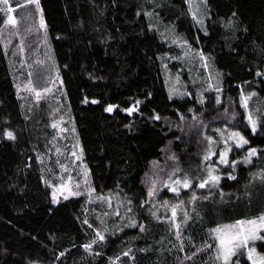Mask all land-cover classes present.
I'll use <instances>...</instances> for the list:
<instances>
[{
    "label": "trees",
    "instance_id": "1",
    "mask_svg": "<svg viewBox=\"0 0 264 264\" xmlns=\"http://www.w3.org/2000/svg\"><path fill=\"white\" fill-rule=\"evenodd\" d=\"M24 1L9 0L16 7L15 26H5L7 14L0 12V264H217L209 228L264 214V183L246 196L255 172L264 170V0H207L205 30L187 0H39L46 29L40 22L35 29L27 26L25 18L41 20V12L30 3L24 14ZM155 17L222 72V103L206 85L192 83L180 50L162 38ZM164 56H175L168 67L181 76L186 99L170 98ZM54 78L60 82L55 96L41 94L39 102H29L34 97L28 83L39 87ZM203 88L208 101L201 105ZM244 94L250 96L247 109ZM136 101L138 110L125 111ZM64 102L80 136L93 195L110 196L111 206L92 203L89 195L53 203L34 136L65 114ZM109 105L111 113L105 111ZM249 113L257 121L255 133ZM156 114L158 121L152 119ZM223 123L249 140L229 159L239 162L235 169H224L236 180L224 176L223 191L199 202L198 209L184 201L190 220L178 239L170 221L173 202L159 220L150 214L170 196L168 190L144 203L149 178L158 179L159 189L174 168H193L204 137ZM4 130L16 139L4 138ZM249 147L260 151L245 164ZM173 154L176 160L169 159ZM133 220L145 231L129 227ZM97 229L105 240L86 251L83 245ZM255 247L264 254V241ZM231 264L251 262L241 252Z\"/></svg>",
    "mask_w": 264,
    "mask_h": 264
},
{
    "label": "rangeland",
    "instance_id": "2",
    "mask_svg": "<svg viewBox=\"0 0 264 264\" xmlns=\"http://www.w3.org/2000/svg\"><path fill=\"white\" fill-rule=\"evenodd\" d=\"M187 1L189 2L191 12L198 9L199 18L204 20L203 30H205L206 29V22H207V19L209 16V12H208V8H207V0H206V4L202 3L201 0H191V3H190V0H187ZM27 4H30L27 0L20 3V7H25L24 14L29 10ZM11 7L13 9L16 8L15 6H11ZM39 12L40 11H38V13ZM11 15L15 17V11L12 12ZM39 17H40V15H39ZM25 21L27 22V26L29 24H32V29H35L37 23L40 22V20L34 16H32L30 18H25ZM154 22H155L154 25H155L156 29L159 31L160 35L162 36V38L165 41H167L168 43L173 45L174 43H172V40L174 38H178L180 43L174 44V45H176L177 48L181 52V56H180L179 60H181V62L187 66L189 73H190V78H191L192 83L198 84V85L203 84V86L206 85V90L216 92V95H215L216 100H217V98H219L220 103H222V101H223V99H222V97H223V95H222V90H223L222 72L217 70L215 68L213 62L211 60H209L208 58H207L208 67L207 68L203 67V61H201L200 56H199V53H201V52L194 50L191 47H188L190 45H189L188 41L186 40V38L184 36L178 34L172 26L164 24L157 17L154 18ZM10 30H13V29H10ZM183 41H187L188 46L181 47L180 44H183ZM185 53H187V55H185ZM173 58L175 59V56H172L171 58L168 56H164L163 58H161L164 79L166 82L168 92L170 89H175L180 93H187L186 87H185L184 83L182 82L181 76L179 74L172 73L168 67V62L170 61V59H173ZM59 85H60V82L56 78L52 79V81H50L48 84H45V85H42L39 87H35L34 83L32 82V84H30V83L27 84V86L29 87V89L27 91L29 92L31 89H35V91L41 92V94H44V97L49 99V97L51 98L52 96H55L54 91H57V89L59 88ZM45 88H49V89H51V91H48V92L43 91ZM217 88L220 89L219 92H217V90H216ZM203 90H204V88L201 89V92L198 93V96H199V100L203 99L204 103H206L208 101V99L206 98V95H204L206 93L203 92ZM31 93H33L34 99L30 100L29 102H39L41 100V97H43L41 95V97L39 99H37L35 92L31 90ZM26 94L29 95V93H26ZM169 96H170V93H169ZM187 96H188V93H187V95H183V96L173 95L171 98H173V99L174 98L186 99ZM243 97H247L248 103H249V99H250L249 97L250 96L244 94ZM65 103L66 102H64L63 105H60L61 108L64 107V111H65L64 112L65 114H62V117H60V118L50 122L49 124H47L44 127V130L42 129L39 131V129H38V135L35 134V136H34V139L36 141V145H35L36 147L34 146V148H35L36 153H38L39 160L42 164L43 180L50 187L51 196L53 193V189L56 187H59V185L62 183L67 184L73 192H80L81 194L78 196L88 195L90 190L93 189L91 186V181H90V170H89L88 165L86 164V162L83 159V149L81 146L80 136H79L78 132L76 131L75 127L73 126L72 122L69 120L68 115L70 116V110L68 108H66ZM66 112H67V115H66ZM53 124H56L57 126L53 127L52 126ZM61 129H63V131H61ZM214 129L223 130L225 138H227V136L230 132H233V131L240 132L239 130L233 128L231 125H229L227 123H225V124L223 123L220 125H213L212 133L209 135L207 134V136H211L217 141V145L214 147L215 151H222L223 150V144L220 142L219 133L214 131ZM206 147H207L206 141L201 143V146H199V150H198L199 152H197L198 158L196 159L197 161L194 160L195 165L193 166V168H191V169L185 168L182 170L189 172V174H192L193 171L195 169H197L198 166L200 168H203L205 166V162L202 161V157H203V154L206 150ZM229 147H231V149H232V151L229 154V159H230V157H232L233 152L235 150H240V149L244 148V147L243 148H237L234 144H232L231 141L229 142ZM73 152H75L76 155L80 157V159H76V157H74L72 155ZM217 160H218V156L212 157V161H217ZM212 161H209L207 163H212ZM62 166H63V168H62ZM213 166L218 167L219 171L216 174H218L222 177L219 184L216 187H212L211 185H208L205 188L200 189L198 187H195V185H194L193 188L189 189V191H187V189H181L178 197L176 196L175 193L168 190V193L170 196H164L163 201L166 200L168 202H173V204H177L180 201H186V202H190V203L194 204V206L197 209L201 205V204H199V202L210 201L212 196L217 194V190L219 191V194L223 191V189L221 188V182H222L223 177L224 176L229 177L231 175V172H228V173L224 172V169L228 166L218 165V164H213ZM85 171H87V177H85V175H84ZM260 172L261 171L255 172V175H254L255 178L253 177L252 185L247 190L246 196H254L255 190L257 189V187H259L260 184L264 183L259 179L258 174ZM197 174H199V173H197ZM69 178H71V179L69 180ZM167 179H164V181H166ZM85 180H87V183H85ZM164 181L162 182V185L159 187L160 191L164 190V189H162ZM76 185H79V187L77 188ZM93 193H92V196L90 199L92 200V203H95L97 200V196L93 195ZM193 193L197 197V199L194 202L190 201V197ZM66 194L67 193H65V195ZM158 195H159V193H158ZM158 195L154 197L155 201H156V198L158 197ZM71 197H77V196H69V198H71ZM57 200H58V202H60V201L65 200V199L63 198L62 195H60L58 193L57 194ZM222 203L224 205L226 203V201L224 200ZM161 205H162V203L158 204V207H156L157 215H159L161 213V211H163L165 209V207H162ZM183 209H185L184 206H183ZM261 215H264V214L262 213L260 215L255 216V217H249V218H245L243 220L254 219V218H257ZM189 220H187V222L185 223L183 220V212H182V210L178 209V215H177L176 223H180V225H181L180 235H182V232L184 229L186 230V224L188 226ZM235 222L236 221L228 222V223H222V224H219L218 226L231 225V224H234ZM216 227L217 226L209 228V231H208L209 234H210V230L214 229ZM173 229L175 230V233H176V229L174 227H173ZM209 236L211 238V234ZM212 240L214 241V239H212ZM258 241L251 243L250 246L255 247V243ZM214 249H215V245H214ZM256 250H257V248H256ZM241 252L245 253L247 256V250H241V251L237 252V254L241 253ZM257 253L264 255L261 252H259L258 250H257ZM231 261H232V259H231ZM114 263H119V262H118V260H114ZM216 263L222 264V261L216 260ZM251 264H252V262H251Z\"/></svg>",
    "mask_w": 264,
    "mask_h": 264
},
{
    "label": "snow or ice",
    "instance_id": "3",
    "mask_svg": "<svg viewBox=\"0 0 264 264\" xmlns=\"http://www.w3.org/2000/svg\"><path fill=\"white\" fill-rule=\"evenodd\" d=\"M29 3L35 4L36 9L41 12V20H40V27L46 29V24L43 20L42 16V9L40 8V2L39 0H28ZM202 3L206 4V0H201ZM191 3V0H190ZM0 12H4L7 14V19L4 21L5 26L11 25L15 26L17 25V20L14 16L11 15L12 12L15 11L9 4V0H0ZM193 19L197 24L201 26V28H204V20L199 18L198 16V9L191 12ZM147 15L151 16L152 13H147ZM235 15V14H234ZM230 26V25H229ZM172 43L179 44L178 38H174L172 40ZM181 47L188 46L187 41H183V44H180ZM190 47V46H188ZM187 55V53H185ZM201 61H203V67L207 68V58L204 56V54L201 52L199 53ZM257 76L262 75V73L257 72ZM178 79V78H177ZM35 92V95L37 99L40 98L41 92L35 91V89H31ZM217 92L220 91L219 88L216 89ZM43 91L48 92L51 91L49 88H45ZM170 98L173 95H187V93H180L175 89H170ZM93 103H96L97 101H92ZM217 103H220L219 98H217ZM241 102L244 108L247 109L248 107V98L247 97H241ZM85 103H87V100H85ZM201 105H203L204 101L203 99L200 100ZM140 104V101H136L133 107H130L126 109L128 113H132L133 111L138 110L136 107ZM114 110L113 105H109L105 111L111 113ZM191 111V110H190ZM225 113L227 114V110H225ZM153 120H160L161 117L156 114L152 117ZM181 119L183 120L184 117L181 116ZM197 117L194 115L193 120H196ZM248 123L251 126L252 133H255L257 130V121L253 119L252 114H248ZM53 127H56V124L52 125ZM74 130V129H73ZM63 131V129H61ZM214 131L219 133L220 136V142L223 144V150L222 151H215L214 147L217 145V141L211 137V136H205L204 140L207 142L206 150L203 154L202 161L205 162V166L203 168H200L199 166L197 169L193 171L192 174H189V172L183 171L179 167H176L173 169V171L169 174L168 179L164 181L163 188H166L167 190L173 192L178 197L180 194L181 189H191L195 185V187H198L200 189L205 188L208 185H211L212 187H216L220 180L221 176L216 174L219 169L218 167H214L213 164L218 165H224L231 167L235 169L237 163H239L236 160L229 161V154L232 151L231 147H229V142L231 141L232 144H234L237 148H243L245 145L249 144V140L245 138L240 132L233 131L230 132L225 138L224 131L221 129H214ZM3 137L8 140H15L16 134L11 130H4L2 133ZM82 151V150H81ZM260 150L254 147H249L246 156L243 159V163H251L252 158L256 157L258 155ZM76 159H80L79 156L76 155L75 152L72 153ZM217 161H212V157H217ZM169 159L176 160L175 155L173 154ZM209 161H212V163H207ZM153 166H158L157 161L152 162ZM63 168V166H62ZM199 173V174H197ZM85 177H87V171L84 173ZM259 179L264 182V170H262L259 174ZM230 179L236 180V176L230 175ZM255 178V177H254ZM71 178H69L70 180ZM151 181V185L148 188L147 191V197L148 200H146L144 203H148L149 200H151L153 197L157 196L160 189H158L157 185L159 183L158 179L149 178ZM85 183H87V180H85ZM78 188L79 185H76ZM95 190L92 189L88 193L89 197L91 198L92 193ZM60 194L63 196L65 200L69 198V196H78L81 193L80 192H73L71 188L67 184H60L59 187H56L53 189L52 193V199L53 203H58L57 200V194ZM65 193H67L65 195ZM98 200L101 201H107L109 206H111V197H104L100 196L97 197ZM197 199L196 195L193 193L190 197V201L194 202ZM131 204V201L128 202ZM184 201H180L177 204H173L170 206L171 216L170 221L172 223V226L176 229V236L179 239L180 237V223H176L177 215H178V209L182 210L183 212V220L186 223L188 219H190V216L186 209H183ZM162 207L168 208L169 202L163 201ZM127 211H131V208H128ZM150 214L155 217L157 220L160 219V217L157 215L156 211H152L150 209ZM116 215H119V212H116ZM84 224H87L90 228L92 227L91 224L88 223V220L85 219L83 221ZM129 227H138L141 232L145 231V226L143 224H138L136 221H130L128 224ZM106 231V230H105ZM264 215H261L257 218L250 219V220H237L234 224L231 225H223V226H217L214 229L210 230L211 238L215 241V259L217 261H222V264H231L232 257L237 255V252L241 250H247V258L252 262V264H264V255L258 254L255 247L250 246L251 243H254L255 241H264ZM105 240V235L102 234L98 229L95 230V238L92 239L90 242L83 245L84 249L86 251H91L93 245L97 244L98 242H103ZM212 245L205 244L204 248H211ZM203 249H197V251H202ZM196 253H193V256ZM64 253H60V256H63ZM98 255V254H97ZM125 256H128L129 253L125 252ZM185 259H191V257H185ZM183 264V262H181Z\"/></svg>",
    "mask_w": 264,
    "mask_h": 264
}]
</instances>
